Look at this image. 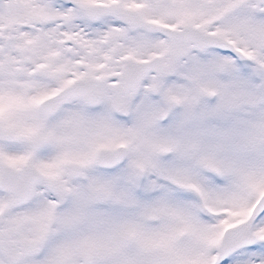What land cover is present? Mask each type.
Returning a JSON list of instances; mask_svg holds the SVG:
<instances>
[{"label":"snow or ice","instance_id":"snow-or-ice-1","mask_svg":"<svg viewBox=\"0 0 264 264\" xmlns=\"http://www.w3.org/2000/svg\"><path fill=\"white\" fill-rule=\"evenodd\" d=\"M0 264H264V0H0Z\"/></svg>","mask_w":264,"mask_h":264}]
</instances>
